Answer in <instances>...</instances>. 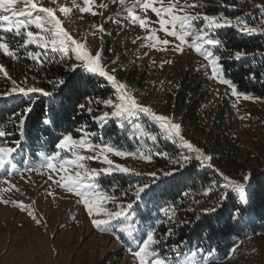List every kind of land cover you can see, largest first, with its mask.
<instances>
[{"label": "snow or ice", "instance_id": "snow-or-ice-1", "mask_svg": "<svg viewBox=\"0 0 264 264\" xmlns=\"http://www.w3.org/2000/svg\"><path fill=\"white\" fill-rule=\"evenodd\" d=\"M23 7L16 5L21 0H0V33H11L14 37H23L21 48L26 52V58L41 66L45 63L42 57H47L49 53L57 57V63H63L65 71L76 76L86 73L91 82L92 78H97V82L102 87L111 89V95L107 98L85 97L84 103H77L76 108L81 114H86L96 125L97 131H91L89 125L84 124L75 131L79 133L74 136L72 133L61 134L54 142L53 150L50 153L41 152V157L35 163L25 161L22 169L16 167V158L23 152L22 145L28 139V120L33 112L35 103L40 98H47L49 101L48 111L54 99L63 94V89L69 83L68 80L48 79L47 83L52 86V91L43 87L28 86L29 77L25 76L24 81L18 84L11 80V88L0 93V99L27 98L31 103L21 111H14L8 121V127L0 126V175L4 177L3 183L8 187L3 191L19 190L6 177L20 175L24 178L25 173H38L47 175V180L56 185L64 192L72 194L78 198V203L83 205L91 224L101 232L111 233L117 239L126 241L127 250L133 255L137 264H209L208 257L216 250L205 251L199 245L191 247L187 252L183 247L187 244L167 243L176 235L175 229L189 224V221H178V205L176 203L166 204L156 212L145 215L138 212L141 204L145 203V197L153 190V186L158 181L175 177L189 167H199L212 169L215 178L203 187V195L211 196L214 191L219 199L216 206L210 209H203L202 215L216 213L218 208L223 206L233 194L239 200L240 205L246 206L248 201L247 188L252 180L251 173H241L239 177H234L215 167L213 155L208 154L204 149L197 146L190 139L186 138L182 124L176 122L174 118L167 115L158 114L151 106L141 103L133 92L128 90L125 83L120 82L115 75L116 68H107L103 63L102 49L93 53L87 43L73 36L64 26L63 21L57 16V11L68 17L73 9L64 5L54 7H44L39 0H22ZM53 3L56 0H52ZM113 3L116 0H112ZM124 5L125 0H119ZM83 6H78V11L92 16L102 15V12L95 10L94 0H82ZM76 5V0H73ZM139 7L145 13L136 14L134 9ZM100 9H107L108 4L100 3ZM204 7L196 0L194 3H181L180 0H136L132 8L126 9V16L109 17V21L120 23L122 20L128 21L132 25L139 26L140 29L148 33L143 39L147 41L141 47H149L157 51H173L183 55L185 48L193 50L207 61L210 67L211 76L222 85H227L231 89V95L236 98L232 107L236 108L241 98L244 101H260L264 98L255 97L246 92L238 91L233 81L225 77L222 60L224 57L217 54L216 50H223L225 45L218 37V30L222 28H234L241 34L264 35V27L250 26L247 20L236 17V24L223 14L208 15L202 11L194 14L190 10ZM234 7V6H233ZM256 7H264L257 5ZM189 10V11H186ZM151 12L157 18L150 21L147 12ZM182 13V14H180ZM203 21L202 26L198 25ZM158 24V31H162L165 37L173 39H161L156 35L157 30L151 28V24ZM264 23V22H262ZM35 29L33 31L32 29ZM93 36L99 35L103 39L105 25L94 26ZM191 37V39H189ZM7 37L0 35V53L9 58L18 59L15 49L6 42ZM137 40L141 37H137ZM133 43L136 40L132 41ZM178 42V43H177ZM34 46L37 51L29 49ZM147 55V53H145ZM264 56V52L251 54V58ZM228 59H247L249 54L244 50L235 51ZM165 60L163 63H172ZM116 63V61H113ZM162 66V65H161ZM0 73L5 78H10L4 66H0ZM250 79H255V72L250 73ZM34 79V78H33ZM23 103V101H21ZM141 118H147L153 125L158 126V133L152 134L150 126L139 123ZM241 119L250 118L240 117ZM53 120L49 117L44 120L46 125H52ZM109 122H115L121 130L130 129L129 139H147L152 143L141 145L134 151H129L115 144L111 138H106L104 129ZM171 141L178 145L176 155H171L166 150H160L155 142L158 138ZM112 156L119 158L132 157L151 163L156 156L168 159L174 167L164 171L162 175L156 172L141 173L135 169L117 164L111 159ZM89 161H99L102 167H90ZM116 174L127 175L139 178L135 182H130L126 188L120 190L119 196L115 191H108L102 184L104 177ZM147 178V180H145ZM144 181V182H141ZM49 185V187L52 186ZM113 189H118V185H112ZM49 196L53 193L49 192ZM4 204L12 203L21 211H25L32 220L40 225L42 219L38 218L33 209L24 204L23 201H2ZM199 204L200 200H194ZM192 211L191 208L188 209ZM243 209L236 207L231 219L240 227L243 220ZM201 214L196 216L199 221ZM169 225L167 232L162 235L157 233V225ZM170 254V255H169Z\"/></svg>", "mask_w": 264, "mask_h": 264}, {"label": "trees", "instance_id": "trees-1", "mask_svg": "<svg viewBox=\"0 0 264 264\" xmlns=\"http://www.w3.org/2000/svg\"><path fill=\"white\" fill-rule=\"evenodd\" d=\"M232 6L213 5L207 7L210 14L242 15L248 11L254 13L253 23L257 22V10L251 7L242 8L252 0H229ZM210 3L216 2L209 0ZM234 6V7H233ZM251 16V15H250ZM260 19V17H259ZM114 34V32H113ZM6 42L11 47L18 49V59H12L0 53V63L4 65L10 77L17 83L24 81L25 76L34 78L37 85L52 91V86L47 83L50 78L66 79L68 85L64 87L63 94L57 96L52 102V112L48 111L49 101L47 98H40L36 101L33 112L28 120V139L22 145L23 152L21 158L26 155L36 159L40 152L50 153L53 150L55 140L64 133H72L78 136L75 130L84 124L89 125L91 131H97L96 125L86 115L81 114L76 108L77 103H84L85 97L107 98L111 95V89L102 87L97 82V78H92L91 82L86 73L72 76L65 71V67L57 63V57L53 54L42 57L45 63L41 66L26 58V52L21 48V43L14 42L17 37L12 34H4ZM218 37L223 41L225 48L217 49V54L224 57L222 60L225 77L232 80L238 91L249 93L255 97L264 98V56L251 58V54L264 52V35L247 34L240 35L234 28H222L218 30ZM106 43L107 51L112 47L110 37ZM31 50V48H29ZM244 50L249 54L247 59H228L235 51ZM40 67L44 68L42 71ZM255 72V79H250V73ZM119 80L125 81L130 86L143 89L147 86L148 76L146 71L141 72L139 66L120 67L116 71ZM175 86L163 94V109L166 113L178 118L182 124L186 138L190 139L197 146L204 149L208 154L213 155L215 167L239 177L241 173H251L252 180L247 188L248 201L246 206L239 203L235 194L224 201L223 206L218 208L216 213L202 215L203 209H210L216 206L219 199L214 193L205 197L203 187L215 178L212 169L189 167L175 177L164 178L153 186V190L145 197V203L141 204L138 212L149 215L156 212L166 204L176 203L178 221H189L190 223L175 229L176 235L167 240L171 244H187L183 251L199 245L200 248L208 251H216L210 255L223 260L235 253L237 256L246 257L247 253H240L239 247L245 244L249 238L264 234V137L261 140L252 139L251 146L243 145L236 134L238 117L231 104L224 97L214 109H208L205 105L210 93V87L206 86L208 81L201 68L191 65L182 67L177 77ZM11 79L0 76V93L11 88ZM23 101V103L21 102ZM31 103L27 98L0 99V126L8 127L5 124L14 111L19 112ZM260 127L264 129V114H257ZM51 118L52 125H46L45 119ZM146 128L150 126L152 134L158 133V126L153 125L147 118L139 120ZM104 135L123 149L134 151L138 146L149 145L150 140L129 139L130 129L121 130L115 122H109L105 127ZM160 150H166L171 155H176L179 146L162 137L155 142ZM251 148V149H250ZM253 151V152H252ZM33 160V159H32ZM155 165L164 170H171L174 165L168 159L156 156ZM136 177L114 175L104 177L102 184L105 189L113 190L120 194V190L127 187L130 182H135ZM147 180V178H145ZM144 182V181H141ZM118 185V189H113L112 185ZM200 200V203H194ZM236 207L243 209V220L240 227L231 215ZM191 208L192 211L188 209ZM201 214L199 221L196 216ZM158 235L167 232L169 225H157ZM126 246V241L118 239ZM170 255V254H169Z\"/></svg>", "mask_w": 264, "mask_h": 264}, {"label": "rangeland", "instance_id": "rangeland-1", "mask_svg": "<svg viewBox=\"0 0 264 264\" xmlns=\"http://www.w3.org/2000/svg\"><path fill=\"white\" fill-rule=\"evenodd\" d=\"M214 1L216 2L210 3L209 0H199V3L204 7L190 11L193 14L196 11H202L208 15L223 14L231 19L233 24L237 23L236 17H240L242 21L247 20L250 26L264 27V23H262L264 22V7H256L257 5L264 6V0H252L250 4L247 3L242 6L243 9L248 7L258 9L256 14L258 20L255 23L251 20L254 18V13L250 11L242 15L232 14V11L229 14L223 12L210 14L206 10L207 7L213 5L232 6L229 0ZM167 2L168 0H165V3ZM180 2L184 3L185 0H180ZM194 2L196 0H187V3ZM39 3L44 7L56 8L58 5H64L72 8L73 11L68 17L58 11L57 16L63 21V26L75 38L86 42L93 53L103 50V63L107 68L118 69L137 65L141 72L146 71L149 80L147 86L143 89L130 86L125 81L117 79L125 83L128 90L133 92L141 103L151 106L158 114L174 118L163 109V94L175 86L180 69L191 65L201 68L208 81L206 86L210 87V93L205 103L208 109L216 108L224 97L231 106L236 100L231 95V89L227 85H222L212 78L210 67H207V61L193 50L185 48L184 54L180 55L173 51H157L153 48L141 47L142 44L147 43L143 38L148 33L140 29L138 24L132 25L128 21L122 20L121 23L124 26L121 27L120 23L109 21V17L126 16L125 10L132 8L136 4V0H125L124 5H121L119 0H116L115 3L112 0H94L95 10L98 13L102 12V15L96 16L91 14L82 15L78 11V6H83L82 0H76L77 6L73 5V0H56L55 3L52 0H39ZM100 3L108 4V8L100 9L98 7ZM16 7H23L22 0ZM134 11L136 14H145L138 6ZM186 11L189 10L186 9ZM147 16L150 21L157 19L151 10H148ZM100 24L105 25L103 39L99 35H92L95 30L94 26ZM202 24L203 21L200 22L198 27ZM151 28L157 30L156 35L159 38L173 39L172 37H165L162 31H158V24H151ZM32 30L35 31L34 28ZM237 32L244 35L239 31ZM4 34L9 33H0V35ZM106 36L110 37V41H112V47L109 51L106 49V43L109 41ZM138 36L141 39L137 40ZM23 39V37H19L14 42L23 44ZM133 40H136V42L133 43ZM29 48L33 51L38 50L34 46H29ZM165 60L173 62L163 63ZM113 61H116V63H113ZM60 64L63 65V63ZM0 66L4 65L0 63ZM40 69L44 70L42 67ZM0 76H3V74L0 73ZM9 79L14 80L12 77ZM33 85L40 87L35 79H29L28 86ZM21 86L23 85L21 84ZM233 110L238 117L236 134L243 145L250 147L252 139H263L264 129L260 127V122L255 119L258 118L257 114H264V99L244 101L241 98L239 104ZM248 114H250V118H240L242 116L247 117ZM174 120L179 122L178 118H174ZM261 122L264 123V120H261ZM261 155L264 158V153ZM40 159V156L34 159L27 155L23 159L19 155L16 158V167L22 169L26 160L29 163H35ZM111 159L117 164H122L141 173L156 172L158 175H162L166 171L161 167H157L154 159L151 163L132 157L119 158L112 156ZM88 164L93 168L103 166L99 161H89ZM3 179L5 178L0 175V264H137L123 242H119L111 233L96 229L91 224L83 205L77 202L78 198L57 188L56 185L47 180L46 174L25 173L24 178H21L20 175L6 177L12 184L16 185L18 191H3L8 187L7 184L3 183ZM50 184H52L51 187H49ZM49 192H52L53 195L49 196ZM116 195L119 196V194ZM5 199L23 201L25 205L33 209L38 218L42 219V223L37 225L25 211H21L12 203L4 204L2 201ZM239 250L240 253H247L249 256L240 257L233 253L232 256L223 260L209 256V264H264V234L249 238L245 244L239 247Z\"/></svg>", "mask_w": 264, "mask_h": 264}]
</instances>
